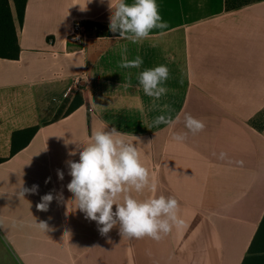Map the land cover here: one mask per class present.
Masks as SVG:
<instances>
[{"label": "crops", "instance_id": "1", "mask_svg": "<svg viewBox=\"0 0 264 264\" xmlns=\"http://www.w3.org/2000/svg\"><path fill=\"white\" fill-rule=\"evenodd\" d=\"M156 2L168 27L133 43L109 30V0H28L23 23L10 0L20 55L0 58V264H242L264 217V130L252 124L264 113V0L232 10L226 0ZM75 20L89 25L85 44L68 39ZM137 55L140 68L119 66ZM159 65L169 91L154 100L137 77ZM76 94L83 103L72 110ZM186 113L204 130L189 132ZM159 115L180 119L156 125ZM33 126L12 155L14 131ZM102 127L137 137L156 191L132 195L175 197L184 227L159 241L123 237L118 226L102 235L76 209L67 162Z\"/></svg>", "mask_w": 264, "mask_h": 264}, {"label": "clouds", "instance_id": "2", "mask_svg": "<svg viewBox=\"0 0 264 264\" xmlns=\"http://www.w3.org/2000/svg\"><path fill=\"white\" fill-rule=\"evenodd\" d=\"M109 30L119 33V38H125L133 43L147 39L153 29H166L168 24L159 13L156 0H133L131 4L126 0H109ZM114 9V10H113ZM143 59L137 55L128 60L124 57L120 67L124 69L140 68ZM169 68L159 65L147 68L139 73L137 79L145 95L154 100L166 95L169 89L165 86L169 79ZM165 109L169 106L165 105ZM171 115H159L154 119V124H165L172 127L178 120ZM184 125L192 134L204 130L205 123L186 113L183 117ZM94 130L90 142L79 147V160L68 161L71 181L67 190L73 194L76 209L85 214L86 219L95 221L102 235L108 234L114 227H119L123 237L129 239H142L149 237L159 241L168 235L173 228L184 227V220L180 217V205L173 196H147L139 199L132 195L143 193L146 189L156 191V185L151 181V173L141 158L137 144V137L129 133H121L113 127ZM132 136V140L126 137ZM187 133H174L172 139L183 142ZM72 151L69 155H76ZM226 153L221 152L224 158ZM58 178L63 180L64 174L58 171ZM50 179V178H49ZM48 181H46L47 183ZM38 186L31 189L21 188L18 196L26 193H35ZM62 198V194H61ZM51 192L41 197V202L36 205L39 211H47L53 201ZM115 205V211L113 206ZM35 227L48 231L47 222H35Z\"/></svg>", "mask_w": 264, "mask_h": 264}, {"label": "trees", "instance_id": "3", "mask_svg": "<svg viewBox=\"0 0 264 264\" xmlns=\"http://www.w3.org/2000/svg\"><path fill=\"white\" fill-rule=\"evenodd\" d=\"M19 21L23 23L28 0H13ZM259 0H226L227 8L237 9ZM20 55V44L17 29L12 13L10 0H0V58L18 59ZM83 103L80 94H76L70 109ZM264 116V113H263ZM260 131L264 130V119L260 124L253 123ZM39 126H33L16 130L12 136V155L26 148L39 131ZM0 159V163L4 162ZM242 264H264V217L259 225L256 235L250 245L248 253Z\"/></svg>", "mask_w": 264, "mask_h": 264}, {"label": "built area", "instance_id": "4", "mask_svg": "<svg viewBox=\"0 0 264 264\" xmlns=\"http://www.w3.org/2000/svg\"><path fill=\"white\" fill-rule=\"evenodd\" d=\"M68 39L71 42L85 44L89 39V25L82 21L75 20L71 24Z\"/></svg>", "mask_w": 264, "mask_h": 264}, {"label": "rangeland", "instance_id": "5", "mask_svg": "<svg viewBox=\"0 0 264 264\" xmlns=\"http://www.w3.org/2000/svg\"><path fill=\"white\" fill-rule=\"evenodd\" d=\"M263 119H264V116H263V113H262L252 122V124L254 122H257V124H260L263 121Z\"/></svg>", "mask_w": 264, "mask_h": 264}]
</instances>
